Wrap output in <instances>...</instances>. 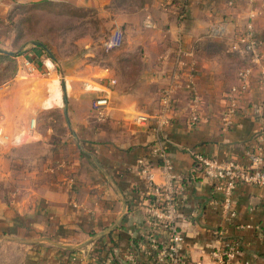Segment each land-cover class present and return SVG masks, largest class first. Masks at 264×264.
Listing matches in <instances>:
<instances>
[{"label": "crops", "instance_id": "obj_1", "mask_svg": "<svg viewBox=\"0 0 264 264\" xmlns=\"http://www.w3.org/2000/svg\"><path fill=\"white\" fill-rule=\"evenodd\" d=\"M36 1L42 0H0V18L15 4ZM47 1L116 8L119 19L113 24L122 28L124 42L95 65L74 57L67 62L54 58L65 77L70 137L48 158L45 168L54 172L47 179L9 202L0 198V233L27 247L28 264H165L156 257L168 231L151 226L148 187L136 161L153 143L160 89L168 81L180 36L196 60L200 118L189 124V93L183 89L163 134L173 170L183 176L175 223L183 233L187 258L191 264H264V188L239 184L232 194L235 215L227 217L221 191L200 173L192 157L201 153L245 163L247 151L264 154V106L256 70L238 96L233 125L222 130L220 123L226 93L247 63L230 44L251 13L260 10L261 0H142L140 7L119 0ZM147 17L151 28L145 27ZM251 20L264 53V13ZM219 25L224 35H210ZM32 53L42 55L35 48ZM134 54L137 65L128 60ZM16 60L18 66L30 63L27 56ZM51 61L43 59L46 66ZM31 64L38 69L39 62ZM90 82L96 90L83 88ZM96 97L108 98L101 119L92 108ZM139 114L147 120L136 123ZM224 244H237L239 254L221 262L214 253Z\"/></svg>", "mask_w": 264, "mask_h": 264}, {"label": "rangeland", "instance_id": "obj_2", "mask_svg": "<svg viewBox=\"0 0 264 264\" xmlns=\"http://www.w3.org/2000/svg\"><path fill=\"white\" fill-rule=\"evenodd\" d=\"M25 5L15 4L1 15V51L26 53L22 56H27L30 63L41 64L47 58L43 53L33 55L37 42L46 45L53 56L67 58L66 62L74 57L95 65L109 58L111 50H105L102 41L115 26L113 21L119 19L116 8L99 10L93 5L64 4L39 11ZM51 62L32 72L21 64L14 78L0 84V115L7 128L18 132L32 118L36 124L35 132L20 145L0 146V198L4 202L20 197L38 181L47 179L54 172L53 167L45 168L48 158L70 137L65 77ZM7 64H2L6 69L0 72V82L10 70ZM28 259V249L19 239L0 233V264H28Z\"/></svg>", "mask_w": 264, "mask_h": 264}, {"label": "built area", "instance_id": "obj_3", "mask_svg": "<svg viewBox=\"0 0 264 264\" xmlns=\"http://www.w3.org/2000/svg\"><path fill=\"white\" fill-rule=\"evenodd\" d=\"M264 13V0H261V8L258 12H252L241 32L230 44V49L241 54L246 65L241 67L236 74L237 82L230 86L226 93V103L220 116L222 130H228L233 125V118L237 110L238 96L247 90L249 79L256 70L259 79V87L262 94V106H264V53L262 42L256 38L252 18ZM178 19L182 14L177 12ZM145 27H153L150 18L145 20ZM225 33L223 26H215L209 34L221 37ZM124 42L123 30L115 25L110 34L102 41V47L109 51L119 47ZM173 64L170 68L169 78L159 93V109L154 116L151 131L154 135L153 143L145 155L136 161L138 172L144 177L147 187V216L151 226H160L168 231V239L161 248L156 259L165 264H191L184 248V236L177 227L175 220L179 196L182 192L183 176L173 170L168 142L164 137L163 130L168 124L169 118L175 106L178 93L185 89L189 93L188 122L196 125L199 122V107L201 96L195 90V77L197 74L196 60L193 51L187 49L180 36L175 41ZM30 72L37 70L33 64L24 62ZM45 67L46 63L44 64ZM111 83H114L111 80ZM89 90H96L91 85L85 86ZM108 106V98L96 97L92 102V108L101 119L104 109ZM147 115H137L135 122L143 123ZM35 119L28 121L26 126L18 132H12L6 128L3 117L0 115V146L12 147L20 145L26 136L35 132ZM247 161L241 163L232 159L219 161L214 157L201 153H192V157L200 173L209 180L213 186L221 191L222 211L227 217H234L235 212L231 209L232 194L239 184H250L264 188V154L259 149L246 152ZM148 241L156 248V240L148 234ZM239 254L237 244H224V248L214 255L225 262Z\"/></svg>", "mask_w": 264, "mask_h": 264}, {"label": "trees", "instance_id": "obj_4", "mask_svg": "<svg viewBox=\"0 0 264 264\" xmlns=\"http://www.w3.org/2000/svg\"><path fill=\"white\" fill-rule=\"evenodd\" d=\"M121 1H129L130 2V5L132 7L134 6H138L140 7L143 3L142 0H121ZM60 5H64L63 3H55V2H52V1H47V0H42V1H36V2H32V3H28L25 5V7L27 6L28 8L30 9H36V10H39V11H44V10H52L53 8H56ZM131 7V9H133ZM57 9V8H56ZM34 48L36 50H39L41 53L44 54V58H47V59H51L52 61H54V57L50 50H48L49 48H47L46 45H44L43 43H34ZM26 53L24 54H13L11 52H3L0 50V72L1 71H4L6 69V66H2V64H5V63H8L7 65L9 66L10 70H8V72L4 75H2V78H1V82L0 84L2 83H5L7 82L8 80L14 78L18 72V65H17V61H16V57L19 56V55H25ZM136 58V55H131L130 57H128V60L131 61L132 64L134 65H137V60L135 59ZM44 65V62L42 61L41 64L38 65V68H43ZM41 68V69H42Z\"/></svg>", "mask_w": 264, "mask_h": 264}, {"label": "water", "instance_id": "obj_5", "mask_svg": "<svg viewBox=\"0 0 264 264\" xmlns=\"http://www.w3.org/2000/svg\"><path fill=\"white\" fill-rule=\"evenodd\" d=\"M85 1H87V0H85Z\"/></svg>", "mask_w": 264, "mask_h": 264}]
</instances>
